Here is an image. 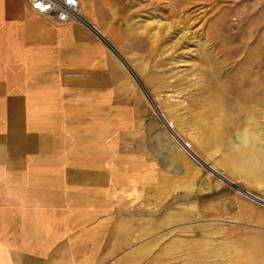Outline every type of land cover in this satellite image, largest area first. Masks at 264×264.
I'll use <instances>...</instances> for the list:
<instances>
[{
	"label": "rangeland",
	"instance_id": "1",
	"mask_svg": "<svg viewBox=\"0 0 264 264\" xmlns=\"http://www.w3.org/2000/svg\"><path fill=\"white\" fill-rule=\"evenodd\" d=\"M88 8L144 87L112 52L129 82L111 106L107 263L264 264V200L249 191H264V0H89ZM244 131L254 141H241Z\"/></svg>",
	"mask_w": 264,
	"mask_h": 264
},
{
	"label": "crops",
	"instance_id": "2",
	"mask_svg": "<svg viewBox=\"0 0 264 264\" xmlns=\"http://www.w3.org/2000/svg\"><path fill=\"white\" fill-rule=\"evenodd\" d=\"M88 1L85 23H56L0 0V264H110L111 106L129 77Z\"/></svg>",
	"mask_w": 264,
	"mask_h": 264
},
{
	"label": "built area",
	"instance_id": "3",
	"mask_svg": "<svg viewBox=\"0 0 264 264\" xmlns=\"http://www.w3.org/2000/svg\"><path fill=\"white\" fill-rule=\"evenodd\" d=\"M30 10L37 15L43 16L49 21L56 23L80 22L85 23L86 19L81 14L82 6L80 0H26ZM174 136L181 142L187 155L193 158L194 154L190 145L182 140L173 129ZM255 196V195H254ZM256 197V196H255ZM260 199L259 197H256ZM261 205V203H259ZM264 206V205H262Z\"/></svg>",
	"mask_w": 264,
	"mask_h": 264
},
{
	"label": "bare ground",
	"instance_id": "4",
	"mask_svg": "<svg viewBox=\"0 0 264 264\" xmlns=\"http://www.w3.org/2000/svg\"><path fill=\"white\" fill-rule=\"evenodd\" d=\"M247 99H250L249 97H247ZM259 103H261V101L259 100V101H257V105L259 104ZM254 109H251V111H249V116H248V118L249 119H251V120H253L254 119V117H253V115H252V113L254 112L253 111ZM254 122V121H253ZM257 125V124H256ZM257 129V128H256ZM257 130H261V128L259 129H257ZM256 130V131H257ZM250 132H247V131H244L242 134H240V140L241 141H245L246 143H250V141H251V138H252V136H251V134H249ZM254 133V132H253ZM258 133H259V131H258ZM260 134V133H259ZM179 135V134H178ZM254 135V134H253ZM260 136V135H259ZM239 137V136H238ZM173 138L176 140V142L180 145V147L182 148V150L185 152V154H187V152H186V150H184V148L181 146V142H180V140L178 139V138H176L175 136H174V132H173ZM181 138V137H180ZM257 138V137H256ZM182 140H184L183 138H181ZM239 139V138H238ZM253 139V138H252ZM257 140V139H256ZM184 141H186V140H184ZM247 141H249V142H247ZM253 141H254V139H253ZM187 142V141H186ZM259 142V141H258ZM188 143V142H187ZM189 144V143H188ZM190 145V144H189ZM250 145V144H249ZM190 147H191V145H190ZM192 149V148H191ZM193 151V150H192ZM194 152V151H193ZM192 156H193V159L195 160V161H197V155L194 153V154H191Z\"/></svg>",
	"mask_w": 264,
	"mask_h": 264
},
{
	"label": "water",
	"instance_id": "5",
	"mask_svg": "<svg viewBox=\"0 0 264 264\" xmlns=\"http://www.w3.org/2000/svg\"><path fill=\"white\" fill-rule=\"evenodd\" d=\"M103 37V36H102ZM104 38V37H103ZM105 39V38H104ZM106 40V39H105ZM107 42V41H106ZM108 43V42H107ZM108 46L110 47V49L112 50V52L123 62V64L128 68V70L131 72V74L136 78V80L139 82V84L142 86V88H144L143 87V85L140 83V81H139V79L136 77V75H135V73H134V71L131 69V67L128 65V63L124 60V58L114 49V47L112 46V45H110L109 43H108ZM145 90V89H144ZM146 92V91H145ZM147 93V92H146ZM147 96H148V98H149V100L152 102V104H154V102L152 101V99L150 98V96L147 94ZM154 106H155V104H154ZM162 115V114H161ZM209 167V166H208ZM212 172V171H211ZM219 174V173H218ZM219 175H221V174H219ZM222 177L224 178V179H222V180H225L226 182H228L230 185H232L233 187H237V185L233 182V181H231L230 179H228V178H226L224 175H222ZM221 178V177H220ZM239 187V186H238Z\"/></svg>",
	"mask_w": 264,
	"mask_h": 264
}]
</instances>
